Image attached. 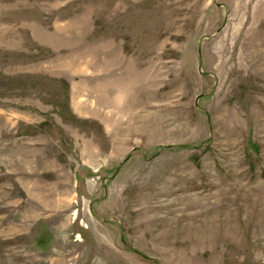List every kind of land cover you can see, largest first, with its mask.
<instances>
[{
	"label": "rangeland",
	"instance_id": "1",
	"mask_svg": "<svg viewBox=\"0 0 264 264\" xmlns=\"http://www.w3.org/2000/svg\"><path fill=\"white\" fill-rule=\"evenodd\" d=\"M0 264H264V0H0Z\"/></svg>",
	"mask_w": 264,
	"mask_h": 264
}]
</instances>
